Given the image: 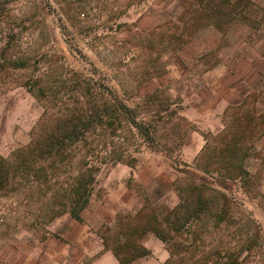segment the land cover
Here are the masks:
<instances>
[{
    "label": "rangeland",
    "instance_id": "374dc122",
    "mask_svg": "<svg viewBox=\"0 0 264 264\" xmlns=\"http://www.w3.org/2000/svg\"><path fill=\"white\" fill-rule=\"evenodd\" d=\"M233 1L0 0V156L61 114L111 107L0 190V258H78L83 233L88 252L156 242L163 264H264V0ZM87 166L98 170L76 219L58 202ZM192 182L212 203L186 231L131 233Z\"/></svg>",
    "mask_w": 264,
    "mask_h": 264
},
{
    "label": "trees",
    "instance_id": "16d2710c",
    "mask_svg": "<svg viewBox=\"0 0 264 264\" xmlns=\"http://www.w3.org/2000/svg\"><path fill=\"white\" fill-rule=\"evenodd\" d=\"M233 2H236L237 5L245 6L249 3V0H234ZM113 104L116 109L126 115L130 111L116 97ZM103 107L100 113L94 109L90 113L75 109L69 113L61 114L53 120V124L43 135L33 138L29 147L21 149L16 153L15 157L4 158L0 156V190L8 188L15 177H18L26 168H30V166L37 163L39 158L46 157L50 163H54L55 157L62 152L64 145L68 141L70 143H76L81 140L85 135V131L97 119L101 120L103 118L102 113L107 112L111 108L105 103ZM128 118L138 128L141 135L145 138L150 137V129L145 122L137 121L133 114L128 115ZM97 170L95 166H87L86 168L79 169L72 177L69 187L70 191L68 196L65 197V201L59 200L58 203L60 205H68L66 211L73 218H81V212L86 208L90 200L91 189L96 178ZM204 170L210 171V168L205 167ZM179 191L181 192L179 196L180 201L174 208L165 213L161 218L157 214H151L145 225L141 228L138 226L133 227L131 233L139 231L143 234L152 232L163 242H168L170 233L177 234L186 231L191 222L199 219L201 213L207 208L209 210V207H211L212 198H207L202 194V187L199 184L192 182L188 184L187 190L181 187ZM64 212L62 210L55 215L59 216ZM218 218L222 219V216ZM163 225H166V227ZM120 247L130 253L121 257ZM119 248L113 247L112 252L122 264H128L139 257L151 254V250L143 244L130 241H124L123 244L119 245Z\"/></svg>",
    "mask_w": 264,
    "mask_h": 264
},
{
    "label": "crops",
    "instance_id": "0c3cea01",
    "mask_svg": "<svg viewBox=\"0 0 264 264\" xmlns=\"http://www.w3.org/2000/svg\"><path fill=\"white\" fill-rule=\"evenodd\" d=\"M75 241L80 244V249L77 246L78 258L71 257L69 247H62L58 251L46 252L48 258H44V253L37 255L36 258H0V264H122L111 251H101L102 248H97L96 246L90 247L91 252H88V249H84L83 246L86 245L83 233L77 236ZM145 245L152 250L153 255L148 258L133 260L128 264H163L168 258L167 251L162 249L158 243L154 242V245L145 243Z\"/></svg>",
    "mask_w": 264,
    "mask_h": 264
}]
</instances>
